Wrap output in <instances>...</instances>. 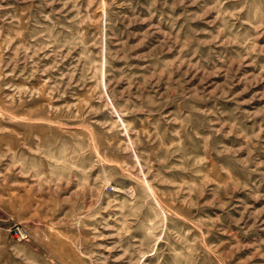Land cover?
Returning <instances> with one entry per match:
<instances>
[{"label": "rangeland", "instance_id": "obj_1", "mask_svg": "<svg viewBox=\"0 0 264 264\" xmlns=\"http://www.w3.org/2000/svg\"><path fill=\"white\" fill-rule=\"evenodd\" d=\"M0 264H264V0H0Z\"/></svg>", "mask_w": 264, "mask_h": 264}]
</instances>
